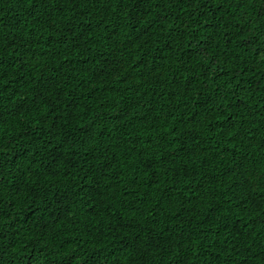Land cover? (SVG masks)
Here are the masks:
<instances>
[{"label":"trees","instance_id":"trees-1","mask_svg":"<svg viewBox=\"0 0 264 264\" xmlns=\"http://www.w3.org/2000/svg\"><path fill=\"white\" fill-rule=\"evenodd\" d=\"M0 264H264V0H0Z\"/></svg>","mask_w":264,"mask_h":264}]
</instances>
